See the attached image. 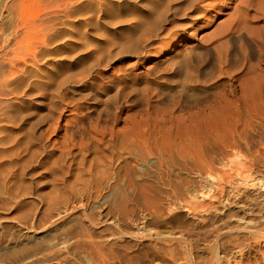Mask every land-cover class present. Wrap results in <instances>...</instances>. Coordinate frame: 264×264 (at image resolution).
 Masks as SVG:
<instances>
[{"label":"bare ground","instance_id":"obj_1","mask_svg":"<svg viewBox=\"0 0 264 264\" xmlns=\"http://www.w3.org/2000/svg\"><path fill=\"white\" fill-rule=\"evenodd\" d=\"M230 1L218 24L225 7L205 0L6 1L13 14L12 26L0 25L3 264H63L75 253L104 259L118 232L105 227L96 236L100 226L146 231L172 207L196 213L190 182L221 180L237 150L259 147L251 159L264 167V34H254L250 15L260 3L264 14V0ZM210 23L216 27L199 37L197 28ZM176 28L197 40L174 55L163 40ZM65 104L71 113L63 117ZM243 181L240 195L264 188ZM245 198L240 208L254 214ZM240 220L251 231L252 218Z\"/></svg>","mask_w":264,"mask_h":264},{"label":"rangeland","instance_id":"obj_2","mask_svg":"<svg viewBox=\"0 0 264 264\" xmlns=\"http://www.w3.org/2000/svg\"><path fill=\"white\" fill-rule=\"evenodd\" d=\"M6 1L7 0H0V25L2 23L3 27L5 26L4 28H7L8 25L10 26V23L12 26L10 18L12 19L11 16L13 14H9V11L5 9L4 4ZM133 1H135L133 4L137 6H140L142 3L141 0H138L141 3L137 0ZM205 2L204 5L207 7H214L215 5L218 6L216 8H222V6L223 8L225 7V11L220 13V15L214 19L215 24H218L222 19H225L226 11L230 10L233 6L231 4L232 1L230 0H205ZM254 2H258V0H255ZM28 3L29 1L24 4L27 8ZM262 4L263 3L255 4L256 6H254L257 7L258 5L262 7ZM31 6L32 3L30 4V7ZM255 7H251L250 15L253 17L256 15L257 18L254 19L255 16L253 18L254 20L251 19V23L255 28H253L254 34L256 35L257 33L261 36L264 34V14L260 15V12H258ZM20 10L21 8L18 7V11ZM203 15L207 18L210 14ZM210 24L211 25L205 26L201 25V27L197 28V34L199 37L206 32L212 31L213 28L216 27L215 24ZM1 26L0 28L4 29ZM182 30L184 29H174L172 32L177 34L174 37H169L168 39L163 40V47L166 48L165 51H167L169 47H172L168 52L176 54L180 50L196 45L197 39L191 37L188 33L183 36ZM117 32L120 33L118 30H114V33L117 34ZM160 44L159 46H162V42H160ZM205 56L206 55L203 57H209ZM135 60L136 58L133 57L132 61L135 62ZM148 60L150 61L149 64H151L154 61H157V57L151 56ZM242 69L243 68H239L234 71L239 72ZM63 106H66L65 111L63 112V117H66L70 115L71 112L66 104ZM33 115L34 114H32V116ZM50 120L49 122L52 121ZM62 123H64V120ZM60 134L61 132L58 133V135ZM51 136V140L57 138L56 134L52 133ZM258 148L251 149L249 150L250 152L243 148L240 151H235L237 154H234L237 157L234 154L229 156L228 158L231 157L229 159L231 160V163H228L227 166L220 167L223 171V173L219 174L221 180H218L219 178L213 181L210 180L205 182L206 185L203 182H196V180L194 182L192 181V184L190 182L191 185L189 184L188 186V192H190L189 195L192 193L196 194V197H192L193 200L198 203L194 209L196 210V213H194L195 211H193L192 208L184 210L181 207H172L171 209L165 210L160 216L149 219L146 226L148 229H146V231H142V228L136 230L129 227H117V229L114 228L113 225L110 227L108 225L103 227L102 225L99 227L100 229H96V236H99L100 233H107L112 230L118 232V240L117 243L113 245L111 253L109 252L104 259L99 260L91 259L85 254L75 253V255H71L69 259H66L63 264H264V188L260 184L255 188L250 187V189L245 191L247 194H238V191L242 190L245 185V181H243L245 177L246 179L256 178L264 181V167L258 166V169L257 164L253 163L251 159L257 156L254 152ZM238 162H240V164H238ZM242 162L245 163L246 170L243 168L244 165L241 166ZM235 164L237 165L235 166ZM229 167H235V169ZM236 167L239 168V170H236ZM41 172L42 174L40 175H43L44 172ZM224 174L225 176L227 174L231 175L232 177L230 176V179L233 178V181L230 180L228 176L226 177V181L225 179L223 181ZM213 182L216 184L214 183V185ZM40 184L38 188L41 187V190H44V188L48 186L43 182ZM209 185H212L213 187ZM190 189L194 190L189 191ZM200 190L202 192H199ZM240 196L241 198H239ZM245 196V199L250 198V202H253L256 205V211H254V214H250L247 210L245 211V207L240 208V203L243 200L242 198ZM36 198L40 199V196L37 195L34 199L39 201V199L37 200ZM231 199H233V202L236 201V203H233ZM35 203V206L37 207L38 202ZM198 214H202L203 217L201 216L198 218ZM208 216L211 218H207ZM240 217L252 218L254 223L250 228L251 231L249 230L250 232L246 231V229L244 231V229L241 228L242 224ZM105 227L108 229L110 228V230H106ZM98 230H102V232H98ZM180 230L181 232L185 231L184 233L191 231L189 237H187L188 235L181 234ZM252 230L254 231L252 232ZM148 231H151V234L148 233ZM235 248H239L240 252L234 253L233 250H235ZM3 263H6L5 259H0V264Z\"/></svg>","mask_w":264,"mask_h":264}]
</instances>
